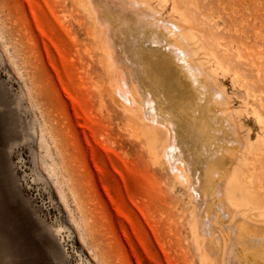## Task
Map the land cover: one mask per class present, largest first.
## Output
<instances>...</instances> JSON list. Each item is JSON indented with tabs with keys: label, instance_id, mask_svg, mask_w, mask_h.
I'll use <instances>...</instances> for the list:
<instances>
[{
	"label": "rangeland",
	"instance_id": "374dc122",
	"mask_svg": "<svg viewBox=\"0 0 264 264\" xmlns=\"http://www.w3.org/2000/svg\"><path fill=\"white\" fill-rule=\"evenodd\" d=\"M136 1L180 25L228 98L244 146L226 219L251 240L264 227V0ZM118 81L89 0H0V264H224L168 136L150 148Z\"/></svg>",
	"mask_w": 264,
	"mask_h": 264
},
{
	"label": "bare ground",
	"instance_id": "6f19581e",
	"mask_svg": "<svg viewBox=\"0 0 264 264\" xmlns=\"http://www.w3.org/2000/svg\"><path fill=\"white\" fill-rule=\"evenodd\" d=\"M89 5L119 78L118 93L144 121L150 148L159 135L168 136L164 155L173 174L187 183L205 248L215 255L222 251L224 264H264V227L248 226L257 235L247 240L226 219L235 196V151L244 142L224 90L195 58L189 37L147 1ZM261 199L254 204L264 219ZM217 217L229 229L217 227Z\"/></svg>",
	"mask_w": 264,
	"mask_h": 264
}]
</instances>
